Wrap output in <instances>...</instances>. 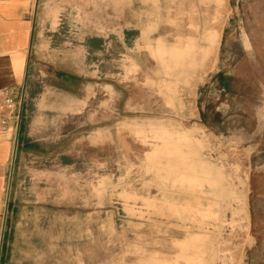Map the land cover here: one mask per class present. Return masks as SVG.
Masks as SVG:
<instances>
[{"label": "rangeland", "instance_id": "374dc122", "mask_svg": "<svg viewBox=\"0 0 264 264\" xmlns=\"http://www.w3.org/2000/svg\"><path fill=\"white\" fill-rule=\"evenodd\" d=\"M34 16L36 147L11 175L1 264H264V0Z\"/></svg>", "mask_w": 264, "mask_h": 264}, {"label": "crops", "instance_id": "0c3cea01", "mask_svg": "<svg viewBox=\"0 0 264 264\" xmlns=\"http://www.w3.org/2000/svg\"><path fill=\"white\" fill-rule=\"evenodd\" d=\"M34 29V0H0V104L2 92H12L20 116L19 124L9 121L7 130L0 129V264L4 211L8 204L7 190L11 175L16 161L30 155L33 152L31 149L36 147L25 128L31 113L29 104L38 89L30 79ZM216 46L212 41L200 51L203 65L215 53ZM151 49L162 51L164 48L158 42ZM19 149L20 152L17 151Z\"/></svg>", "mask_w": 264, "mask_h": 264}, {"label": "built area", "instance_id": "2783aa9c", "mask_svg": "<svg viewBox=\"0 0 264 264\" xmlns=\"http://www.w3.org/2000/svg\"><path fill=\"white\" fill-rule=\"evenodd\" d=\"M17 107V101L13 93L10 91H3L0 104V129L2 131L8 129L9 121H15L16 124H19L20 116L17 113Z\"/></svg>", "mask_w": 264, "mask_h": 264}]
</instances>
